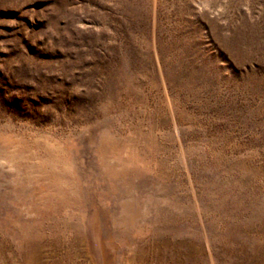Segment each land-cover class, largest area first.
Masks as SVG:
<instances>
[{
	"label": "rangeland",
	"instance_id": "1",
	"mask_svg": "<svg viewBox=\"0 0 264 264\" xmlns=\"http://www.w3.org/2000/svg\"><path fill=\"white\" fill-rule=\"evenodd\" d=\"M0 264H264V0H0Z\"/></svg>",
	"mask_w": 264,
	"mask_h": 264
}]
</instances>
